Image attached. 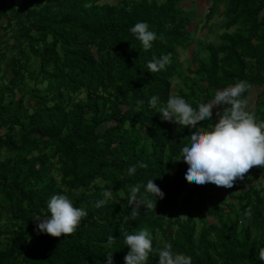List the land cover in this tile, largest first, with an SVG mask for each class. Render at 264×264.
I'll list each match as a JSON object with an SVG mask.
<instances>
[{"label": "trees", "instance_id": "trees-1", "mask_svg": "<svg viewBox=\"0 0 264 264\" xmlns=\"http://www.w3.org/2000/svg\"><path fill=\"white\" fill-rule=\"evenodd\" d=\"M102 1L19 0L16 6L0 0V20L17 54L11 76L2 81L0 75V214L13 225L0 230V264H104L109 253L113 264H125L124 234L143 227L154 237L147 264H156L165 241L190 255L192 264H264V205L248 179L250 173L264 176V166L244 175L246 193L229 210L212 202L206 184L190 183L186 192L180 149L193 129L174 130L159 105L148 103L152 95L162 103L170 95L177 48L190 39L191 20L181 0ZM214 1L215 7L226 4L219 44L206 46L205 58L189 70L193 78L178 93L194 106L239 79L249 83L245 98L250 88L264 86V0ZM137 21L157 33L151 49L131 33ZM163 55L166 67L149 72L147 62ZM80 94L84 99L70 102ZM251 112L264 120V111ZM198 125L208 124L205 119ZM137 162L147 166L129 176L128 167ZM150 178L164 196L147 193L153 207L140 205L136 218L124 222L135 206L129 203L131 187L140 184L143 192ZM106 189L113 198L97 208ZM56 193L89 211L75 232L60 237L36 231L32 218L48 214L47 201ZM176 209L181 215L167 222ZM239 214L250 220L244 223ZM195 216L216 222L197 233Z\"/></svg>", "mask_w": 264, "mask_h": 264}, {"label": "clouds", "instance_id": "clouds-1", "mask_svg": "<svg viewBox=\"0 0 264 264\" xmlns=\"http://www.w3.org/2000/svg\"><path fill=\"white\" fill-rule=\"evenodd\" d=\"M130 31L141 42L144 50L151 49L153 41L158 38L147 21H137ZM168 59L167 55L153 56L147 62L148 71L152 73L163 70L168 64ZM248 88L249 83L239 79L233 84L217 89L212 99L200 101L195 106L179 94L169 95L163 103L157 95L149 98L150 107L159 105L158 111L163 120L175 122L181 128L189 126L193 129L188 141L180 149V160L187 164L184 175L188 181H194L196 184L211 182L217 186L231 188L238 178L243 179L250 168L264 166V120H258L255 114L247 109L243 94ZM218 106H223L222 111ZM213 109H218L216 122L203 127L198 125L202 120L213 119ZM138 166L147 165L137 162L129 166V176L135 173ZM141 187L140 184H135L130 189L129 203L135 206L130 214L122 218L124 222L136 218L140 205L153 207L147 201V193H151L155 199L164 196L153 178L147 180L143 192ZM104 195L105 199L96 201L97 208L113 198L110 189H106ZM47 211V215L34 214L32 218L36 222V231L55 237L75 232L82 220L89 215L88 209L75 206L72 199L62 193L53 194L48 199ZM124 237L125 244L129 247L124 257L125 264H147L153 251L154 237L151 230L143 227L138 231L126 232ZM113 240L111 235L107 238L109 243ZM156 251V264H192V257L175 249L171 241H165ZM259 256L264 260V248L260 249ZM104 264H113L112 253L106 256Z\"/></svg>", "mask_w": 264, "mask_h": 264}, {"label": "rangeland", "instance_id": "rangeland-1", "mask_svg": "<svg viewBox=\"0 0 264 264\" xmlns=\"http://www.w3.org/2000/svg\"><path fill=\"white\" fill-rule=\"evenodd\" d=\"M102 2L116 4L118 0H103ZM14 4L16 6L20 5L19 0H14ZM215 4L216 3L214 0H181L180 2L182 11L186 15H188L191 20L190 24L187 27L190 34V39L186 47L177 48L176 60L178 63V69L176 70L175 75L170 79V95L178 94L180 91H185L184 83L186 79L193 78V76H191V74L189 73V70L195 68L198 59L205 58L207 54L206 46L208 44H219L218 36L224 31L222 25L226 21V16L224 15L226 4H218L216 7ZM4 25L5 20H0V55L5 54V57L0 62V75L4 79L2 81H5L11 76L10 70L11 68L15 67V61L17 59L15 50L10 48L12 44L11 33L4 29ZM234 29L235 27H231L228 31L232 32ZM22 91L23 88H18L17 96H19ZM65 97H67L66 94ZM82 99H84L83 94L71 96L70 102L72 103ZM57 100H59L58 96ZM246 101L247 109L249 111H264V86L260 88L252 87ZM222 108L223 106H218V109L221 111ZM218 109H213V119H206L207 124L216 122V119H218V117L216 116V112ZM171 123L174 130L179 127V124L175 122ZM188 129L192 130L191 127H188ZM186 167L187 164L184 166L183 171H185ZM50 172L57 180L59 175L54 166L50 167ZM253 176L254 174L250 173L248 175V179L252 183V187L260 193V198H262V204L264 205V176L260 175L258 176V179H254ZM241 181L242 179L238 178L231 188L217 186L211 182L205 184L207 185L206 189L208 190V195L210 196V198H212V202H216L217 204H220L225 210H229V208H227L226 206L236 203L235 198L238 194L246 193L247 187H241ZM193 182L194 181H188L186 192L190 191V183ZM179 215H181V212L179 211V209H176L172 212V215H169V218H167L166 221L169 222L170 220H173L175 216ZM239 216L242 221L245 220L244 223H247L248 220H250L249 215L243 216L239 214ZM194 219L197 223V233L204 224L216 222L215 220L210 218L201 219V217L199 216H195ZM12 226L13 225L11 219L3 213L0 214V230H4L5 228H12ZM240 228L242 227L240 226ZM172 230H174V228H172ZM250 232L254 236L259 233V230L250 229ZM158 238V243H162L163 239L160 234H158ZM3 243V237H0V248L3 247Z\"/></svg>", "mask_w": 264, "mask_h": 264}, {"label": "crops", "instance_id": "crops-1", "mask_svg": "<svg viewBox=\"0 0 264 264\" xmlns=\"http://www.w3.org/2000/svg\"><path fill=\"white\" fill-rule=\"evenodd\" d=\"M255 88V87H254ZM256 88H260V87H256ZM251 89V88H250ZM250 89H249V92H250ZM249 92H248V95H249ZM248 95H247V97H248ZM247 97H246V99H247Z\"/></svg>", "mask_w": 264, "mask_h": 264}]
</instances>
